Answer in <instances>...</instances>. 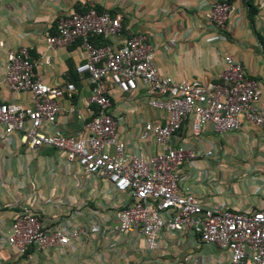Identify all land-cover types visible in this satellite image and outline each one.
<instances>
[{"label":"crops","instance_id":"obj_1","mask_svg":"<svg viewBox=\"0 0 264 264\" xmlns=\"http://www.w3.org/2000/svg\"><path fill=\"white\" fill-rule=\"evenodd\" d=\"M217 1H227L234 9L223 28L207 17ZM260 1L0 0V103L34 106L29 92H13L2 82L8 52L27 48L44 84L72 82L76 87L71 97L60 99L56 123L44 124L43 132L83 135L91 115L86 109L90 84L85 75L76 72L85 56L81 40L49 49L45 32L49 29L54 33L58 20L65 15L95 8L122 17L121 30L104 39L106 44L118 48L134 35H147L155 48L159 74L175 82L210 86L224 72L225 56H233L246 74L259 82V104L264 107V7ZM110 99L117 137L125 150L155 154L158 148L144 125L165 123L167 113L148 104L141 85L132 94L111 87ZM170 141L198 154L195 160L182 162L177 171L180 189L193 192L201 205L234 212L261 206L264 128L244 122L238 130L218 133L206 124L195 134L187 119ZM129 200L127 192L115 190L106 178L87 172L76 162L69 163L62 152L49 146L30 149L23 143L21 132L7 133L0 125V264H229L224 250L204 244L189 231L163 229L154 251L147 249L139 229L112 233L116 211ZM22 207L30 208L48 229L70 225L86 229L88 236L28 259L6 241Z\"/></svg>","mask_w":264,"mask_h":264},{"label":"built area","instance_id":"obj_2","mask_svg":"<svg viewBox=\"0 0 264 264\" xmlns=\"http://www.w3.org/2000/svg\"><path fill=\"white\" fill-rule=\"evenodd\" d=\"M260 6L264 7V0ZM233 10L229 2L217 1L210 6L207 17L216 27L223 28ZM121 20L120 14L99 13L91 8L61 17L54 33L49 29L45 32L49 49L81 40L85 56L76 72L85 75L90 84L86 109L91 115L83 135L43 132L44 124L56 123L60 99L71 97L76 87L72 82L62 86L44 84L27 48L8 52L2 82L13 92H29L34 106L0 103V125L7 133L21 132L28 148L52 147L62 152L69 163L76 162L87 172L106 178L115 190L127 192L130 200L116 211L117 224L112 233L139 229L147 249L154 251L163 229L189 231L204 244L224 250L229 264H264V197L261 206L249 212L201 205L193 192L180 189L177 171L182 162L195 160L198 154L184 146H173L170 141L187 119L195 134L206 124L218 133L238 130L244 122L264 128L259 82L249 77L231 55L225 56L226 68L210 86L186 80L175 82L159 74L154 62L155 48L145 34L130 37L118 48L91 42L93 37L110 39L116 35L121 30ZM45 61L50 62L49 56ZM140 85L148 104L167 113L165 123L144 125V131L153 137L158 148L151 156L125 150L110 112L111 87L132 94ZM82 236H88V231L80 227L48 229L30 208L22 207L6 241L20 255L33 259L38 252L65 247Z\"/></svg>","mask_w":264,"mask_h":264},{"label":"trees","instance_id":"obj_3","mask_svg":"<svg viewBox=\"0 0 264 264\" xmlns=\"http://www.w3.org/2000/svg\"><path fill=\"white\" fill-rule=\"evenodd\" d=\"M97 11H98L99 13H102V12H103V10H97ZM111 14L114 15V13H111ZM98 41H99L100 43H98ZM91 42H92L94 45H96V46H101V45H105V44H106V40H104V38L101 37V36L93 37V38L91 39Z\"/></svg>","mask_w":264,"mask_h":264}]
</instances>
